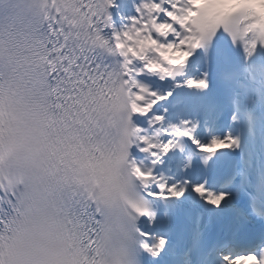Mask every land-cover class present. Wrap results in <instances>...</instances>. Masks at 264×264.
Here are the masks:
<instances>
[{
  "label": "snow or ice",
  "instance_id": "6c2138e0",
  "mask_svg": "<svg viewBox=\"0 0 264 264\" xmlns=\"http://www.w3.org/2000/svg\"><path fill=\"white\" fill-rule=\"evenodd\" d=\"M0 264H264V0H0Z\"/></svg>",
  "mask_w": 264,
  "mask_h": 264
}]
</instances>
